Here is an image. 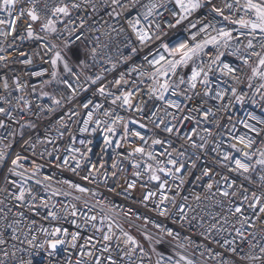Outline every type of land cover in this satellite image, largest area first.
Masks as SVG:
<instances>
[{"label": "built area", "instance_id": "2783aa9c", "mask_svg": "<svg viewBox=\"0 0 264 264\" xmlns=\"http://www.w3.org/2000/svg\"><path fill=\"white\" fill-rule=\"evenodd\" d=\"M121 2L129 6L126 9H117L121 15L116 19L108 15L111 8L107 6L106 0H91V3L97 5L95 11L89 3H84L79 10L73 11V19L77 17L85 19L88 27L84 31L88 35V40L77 42L73 38L74 46L67 51L65 57L72 69L71 73L64 71L62 62L58 63L55 69L50 64L53 53L48 51V47L56 44L58 48L55 50H62L63 41L67 37V32L63 31V23L57 24L59 29L57 33L47 34L40 29L39 23L34 24L35 33L43 37L42 40L21 39L22 35L26 36L22 31H18L15 39L11 35L7 38L0 36V48L4 49L0 51V56L5 57L4 61H0V77H7L11 86V95L8 97L10 103L0 102V107L11 109L13 118L19 121L12 123L0 114V119H4L9 125L7 129H0V138H2L0 150H4V145L11 144V147L6 149L5 161L0 162V201H3L0 203V209H3L0 211V232L6 234L8 241L6 245H0V260H5L3 250L6 249L9 256L5 264H24L30 259L33 264H49L46 252L50 250L46 246L37 250L35 246L43 244L48 239H54L41 229H47V232L51 233L54 228L60 227L66 229L68 235L60 234V238L64 239L65 243L57 247L55 254L50 258L51 262L76 264V261L81 259L79 245L85 244L86 237H93V243L97 248L101 246L97 242L102 238L101 232L107 231L108 221L104 218L108 217L113 223V233L118 237L110 243L111 254L118 264H141V261L143 264H156L161 255L165 261L169 255L173 260L178 259L179 255H185L194 260L195 264H218L220 258L209 256L205 249H210L213 254L221 253L222 258L228 260L229 264L232 262L252 264L243 257L249 254V241L256 245L252 249L256 254H259V248L264 246V221L257 222L253 228H246L243 237H236L234 229L240 227V224L227 212L228 198L221 197L217 188L223 190L226 187L221 177L227 176V183L234 181L236 185L230 191H236L242 185L249 189V195L252 191H257L259 194L261 172L257 169L250 174L249 180H245L239 173L222 167L221 164L226 162H222L219 153L213 149L219 146L220 153L227 151L239 157L240 154L234 152L230 145L236 142L233 137L241 135L256 140L251 151L264 149L262 143L264 132L257 136L255 132L244 127V123H247L255 126L258 131L264 130V97L255 91L260 82L254 81L253 87L249 88L250 69H244L236 56L228 55L227 50L222 48L221 51L226 53L222 61L238 69L236 75L240 77L239 82L233 81L230 76L221 75L217 70L214 74H210L213 91L209 97L196 96L193 91L185 94L187 89L185 83L175 89L176 95L172 94L173 89L170 88L164 94L163 101L156 99L150 95L153 81L149 76L153 68L145 61V57L152 58L150 53L156 51L159 42L150 40L141 44L127 23L137 13L145 11L141 5L148 4L149 0H139V3L137 0H121ZM215 2L220 3V0ZM37 10L39 11V8ZM0 18L8 17L6 13H0ZM198 18L207 23L212 20V15H209L208 9L204 8L189 19L195 22ZM26 23L25 20L20 21L21 30ZM187 23L173 30L176 35L180 37L187 35L183 31ZM145 26L147 27V24ZM2 27L0 26V29ZM244 43L246 39L241 38L240 46L242 47ZM93 48L96 49L95 56L92 55ZM133 48L136 49L135 53L132 52ZM256 51H260L259 47ZM21 52L27 55L21 56ZM206 52L207 55L201 58L205 63L215 50L209 48ZM25 59H31L32 63H22ZM80 61H83V64ZM200 62L201 60L198 59L197 63ZM53 71L57 73L55 79L52 78ZM37 72L42 75H34ZM121 74L129 83L116 86L115 81ZM180 74L186 79L190 74V67L181 68ZM97 76L101 79L96 84H91L89 78L95 79ZM14 77H19L22 83H27L23 93L15 91L17 85L12 83ZM172 80L178 82L179 76L172 77ZM101 85L106 88V94L103 96L97 92ZM230 87H236L237 94L244 96L243 102H236L234 98L229 102L231 97L229 90L223 101L227 107L217 111L220 102L211 97L215 95L217 89L226 90ZM122 90L133 91L132 108L122 107L120 101L116 104L112 103L115 95H119ZM203 91L201 85L195 90L199 93ZM0 95H7L2 87V81H0ZM186 95L193 96L192 102H188ZM20 96H23V100H20L17 106V98ZM53 98L60 103L53 104ZM90 101L89 107L85 108L84 104ZM172 101L181 102L182 110L185 107L201 106L202 111L212 108L216 115L210 117L208 122L201 121L199 125L192 121L177 123L176 119H173V114L179 117L182 113L168 107V103ZM25 103L28 104L27 108ZM96 104L102 107L94 110ZM138 108L142 110L138 111ZM106 111L107 116L104 115ZM89 112L93 115L86 126L84 122L89 119ZM153 113L156 115L153 116ZM117 118H120L119 122L113 124ZM132 120L145 124L146 128L141 129L139 123L133 124ZM161 120L164 123H161ZM96 121L100 123L97 124ZM125 123L128 125L127 138H125ZM217 123L219 127L216 126ZM20 124H30L33 127L21 128ZM172 125H175L178 131L171 134L164 131L165 127ZM85 127L87 130L81 132ZM109 127L114 128V132H108L106 129ZM193 128L197 130L195 133L192 132ZM204 128L210 129L212 135L207 137L208 142L203 150L193 149L185 137L191 135L192 140L199 144L201 143L199 137L204 135L202 131ZM13 130L14 134L10 135ZM134 131L140 132L144 140L134 136L132 134ZM105 137H108L112 143H106ZM154 139H160L164 143L153 145ZM25 140L29 141L27 145L24 143ZM137 146L144 147L145 152H152L158 160L166 159L161 153L172 152L173 158L182 159L186 164L182 186H177L179 180L161 174L162 180H166L168 184L167 194L175 198V205L172 202L166 205L169 210L167 216H160L156 208L160 200L159 194L148 202H143L145 192L157 191L158 184L149 182L147 174L142 178L133 176L134 171L143 172L146 163L154 164V161L140 154L129 157L128 153ZM238 146L242 147V145ZM69 149L80 151L74 153ZM178 152H183L185 155L182 158L178 157ZM17 153L27 158L21 162L23 168L19 171L26 170V176L30 177L23 180L24 186L30 190L26 193V200L23 203L8 197L10 192L17 191L10 182L15 181L16 184L22 182L21 177L12 176L7 172L11 159ZM73 155L81 165L75 171H72L75 168V161L71 159ZM65 158L69 159L68 166L63 165ZM193 162L196 167L189 169L187 166ZM133 163H139L140 169H134ZM33 164L39 169L35 171V175H32ZM204 168L211 170L209 176H202ZM85 176L89 179L85 180ZM197 177L200 179L198 180ZM37 180L40 181L39 184L36 183ZM132 180H136V187L125 191L126 181ZM208 183L214 184L211 192L206 188ZM69 184L80 185L88 191L81 193ZM196 196L201 199L197 201ZM217 201H222L223 206H217ZM181 204L194 209L193 211L185 207V219L180 218L181 214L177 207ZM73 210L76 211V216L71 215ZM49 212L54 213L58 219H52L48 215ZM88 216H96L97 219L86 224L84 221ZM225 217L229 220L227 224L224 223ZM17 220L18 225L14 223ZM93 223L101 230L100 232L92 226ZM6 224H13L17 229L18 239H11L12 229H6ZM77 224L80 225L79 228ZM157 225L171 229L173 236H167L166 232H162L161 227ZM212 225H215V228ZM121 230L137 241L146 253L144 256H141L140 248L132 249L130 245H125V237ZM73 232L80 233L75 242L77 247H72ZM33 236L36 237L35 241H32ZM146 236L152 239H146ZM225 238L234 241L232 246L237 249L236 254L230 253L227 246H220ZM157 240L163 242L156 243ZM29 241H32V244H29ZM91 250L90 247L85 248L86 252ZM130 250L132 255L129 257L125 253ZM37 251L39 255H36ZM13 252L15 256L12 255ZM104 255L107 256L108 253ZM83 259L90 258L85 256Z\"/></svg>", "mask_w": 264, "mask_h": 264}, {"label": "snow or ice", "instance_id": "6c2138e0", "mask_svg": "<svg viewBox=\"0 0 264 264\" xmlns=\"http://www.w3.org/2000/svg\"><path fill=\"white\" fill-rule=\"evenodd\" d=\"M84 3H89L91 8L95 11L97 5L91 3V0H0V13H6L7 19L0 18V26H3L0 29V36L7 38L9 35L13 36V39L16 38L18 31H22L26 33V36H21V39H39L42 40L43 37L37 36L35 33L34 24L39 23L40 29L47 33H57L59 31L57 24L63 23V31L67 32V37H65L63 41V49L55 50L58 48V45L52 44L48 47V51L52 52L50 64L53 69H55L58 63L62 62L64 71L71 73L72 69L69 66L67 61L66 53L70 50L73 45V38L75 41H87L88 35L85 33L84 29L88 27L86 21L82 17H77V19H73L72 14L74 10H79ZM107 6L111 8V12L108 13L110 17L116 19L120 17L121 13L117 11V9H126L129 5L124 4L121 0H106ZM139 3V0H137ZM27 5H31L30 7ZM171 5V6H169ZM142 8L145 9L143 13H137V15L129 19L127 21L129 29L134 33L141 44H145L147 41H157L159 42V46L155 52L150 53L152 57L149 59L145 57V61L152 66L153 71L150 73L149 79L153 81V85L150 88V95L154 96L156 99L163 101L165 99V93L169 91V89H173L172 94L176 95L175 89L180 85L187 84V89H185V94L188 91H193L196 96L209 97L210 93H212V81L210 80V74H214L217 70H219L220 74L223 76H230L233 81L239 82L240 77L236 75L238 69L234 68L231 64L225 63L222 61V57L226 54L225 51H221V49L227 50L228 55L236 56L244 69H250V75L248 76V86L249 88L253 87L254 81H259V86L256 87L255 91L260 93L262 97H264V0H220V3L215 2V0H149L148 4H142ZM39 8V11L37 10ZM207 8L208 14L212 15V20H209L207 23L204 22L203 19H196L195 22H192L189 18L193 17L195 13L198 11ZM162 9V11H161ZM15 17V18H13ZM142 17V18H141ZM152 18L151 20L149 18ZM219 19H216V18ZM25 20L27 23L24 28L21 30L20 21ZM66 21V22H65ZM79 21V22H77ZM187 23V27L183 29L186 36L180 37L176 35L173 31L183 24ZM147 24V27L145 26ZM154 28V31H153ZM195 30V31H193ZM123 31V29H121ZM234 33L236 35H234ZM241 38L246 39V43L243 46H240ZM235 42V43H234ZM259 47L260 51H256V48ZM214 49L215 52L213 55L209 56L208 61L205 63L201 58L204 55H207V49ZM55 50V51H54ZM0 51H4V49L0 48ZM132 52L135 53L136 49L133 48ZM21 56H26V53L21 52ZM92 55H96V49H92ZM201 60L200 63H197V60ZM5 57L0 56V61H4ZM24 64H31V59H25L22 61ZM83 64V61H80ZM190 67V74L187 75L185 79L184 75L180 74L181 68ZM56 72H52V78L55 79ZM34 75L40 76L42 73H34ZM179 76L178 82L173 81L172 77ZM90 79L91 84H96L101 77L97 76L95 79ZM0 81H2V87L7 95H0V102L5 104H9L10 101L8 97L11 95V86L9 84L7 77H0ZM12 83L17 85L15 91L23 93L24 89L27 87L26 82H21L19 77H14L12 79ZM65 84H68L67 81H64ZM129 81L124 79V75L121 74L120 78L115 81L116 86H120L122 84H128ZM201 85L204 88L202 93L195 92L197 86ZM69 87L71 85L69 84ZM230 90L231 97L229 98V102L231 99H235L236 102H243L244 96L237 94L236 87H230V89L215 91V95L211 98L219 101L220 104L217 107V111H220L223 108H226L227 105L223 103L225 98L227 97V93ZM97 92L103 96L106 94V88L101 85ZM46 95V93H45ZM107 95H113L112 93H107ZM133 91L132 90H122L119 95H115L112 100L113 104H116L117 101L121 102V106H127L132 108L133 101ZM186 99L188 102H192L193 96L186 95ZM18 104L19 101L23 100V96L17 98ZM53 104H59L60 101L56 99H52ZM89 103L84 104L85 108L89 107ZM28 107V104L25 103V108ZM102 105L96 104L94 106V110L101 108ZM168 107L175 108L177 112H181V116L176 117L173 114V119H176L177 123H184L188 121L195 122L197 125L203 122H208L210 117H214L216 112L213 111L212 108H207L202 111L201 106H195L192 108L181 109V102L172 101L168 103ZM142 110V109H137ZM23 111V109H21ZM186 113V114H184ZM0 114L4 117H7L12 123H19V121L15 120L12 116V110L5 107H0ZM92 112L88 113V120H85V125L89 123V120L92 119ZM105 116L108 115L106 111L104 113ZM156 114L153 113V116ZM120 118L113 121V124L118 123ZM97 124L100 121H96ZM131 123L138 124L139 122L136 120H132ZM161 123H164L161 120ZM243 123V122H242ZM219 127V124L216 125ZM9 125L5 123L4 119H0V129H7ZM21 128L24 127H33V125L20 124ZM139 127L141 129L146 128L145 124L139 123ZM159 127V125H157ZM244 127L248 128L249 131L255 132L257 136L261 135L264 130H257L255 126L244 123ZM125 138H127L128 134V125L125 123ZM87 130V127L82 128L81 132ZM108 132H114V128L109 127L106 129ZM164 131L171 134L174 131H178L175 125L168 126L164 128ZM196 128L192 129V132L195 133ZM204 135L199 137L201 143L197 144L194 140H192L191 135L185 137L191 143V147L193 149H201L203 150L207 144V137L211 136V130L208 128L202 129ZM10 135L14 134V130ZM134 136L139 138L140 140H144V137L140 132L134 131L132 133ZM233 139L236 141L231 144V149L239 153L240 156L236 157L231 155L229 152L224 151L222 153L219 152V146L213 151H217L221 157L222 163L221 166L229 169L232 172H237L244 177L245 180H249L250 174L260 170L261 174L259 175V180L261 184L259 187V194L257 191H252L249 195V189L243 187L242 185L237 188L236 191H230V189L236 187L235 182L227 183L228 177L222 176L221 179L225 182L226 187L221 190L217 188V192L221 197L228 198L227 212L231 215L232 218L236 220L237 223L240 224V227L234 229L236 237H243L246 228H253L255 224L259 221H264V149H258L256 151H251L254 148L256 140L250 136H235ZM106 143H112L105 137ZM0 142H2V138H0ZM25 145L29 143V141H24ZM81 143H84L81 141ZM147 143V141H145ZM164 141L160 139L152 140L153 145L163 144ZM264 143V142H262ZM238 145H242L239 147ZM117 146H119V142H117ZM11 144L4 145V150H0V162L5 161L6 159V149L10 148ZM247 149V151H246ZM70 152L78 153L79 149H69ZM175 151V150H174ZM134 154H140L141 156H146L148 160L154 161L153 163H146L143 168V172L134 171L133 176L136 178H142L145 174H147V179L149 182H156L158 184L157 191L148 190L143 195V202H148L152 198L156 197L158 194L160 196L159 202L156 204V208L159 210L160 216L168 215V208L166 207L168 202H172L175 205V198L170 197L167 194V181L162 180L161 174L164 177H170L174 180H179V186H182L184 183V170L186 168V164L182 161V159L173 158L172 152L161 153V155L166 156L165 160H158L153 155L152 152H145V148L141 146L135 147L132 152H129L128 155L131 157ZM185 154L183 152H178V157H183ZM26 157L21 156L19 153L15 155L14 158L10 161V167L7 169V172L12 176L21 177L22 182L20 184H16L15 181H11L17 191L10 192L8 197L14 199L18 202H25L26 193H29L30 190L24 186L23 180L30 178L26 176L25 171H19V169L23 168L22 161L26 160ZM72 160L75 161V168L72 171H75L76 168H79L80 161L76 159L73 155L71 157ZM254 161V162H253ZM63 165H69V159L65 158L63 160ZM134 169H140L139 163H133ZM115 167V164L113 165ZM190 168H195L196 164L193 162L191 165L187 166ZM34 172L32 175H35V171L39 169L33 164ZM210 169L204 168L202 171V176H209ZM91 173V170H90ZM190 174V171H189ZM247 174V175H246ZM115 176V173H113ZM85 180H88L89 177L85 176ZM199 180L200 177H197ZM5 180L7 181V175L5 176ZM37 184L40 183L39 180L36 181ZM66 183H68L66 181ZM127 190L134 189L136 187V180H132L131 182L126 181ZM70 187L75 188L77 191L81 193H85L88 189L76 185L69 184ZM214 184L208 183L206 188L209 192L213 189ZM187 199V198H185ZM195 199L199 201L201 198L196 196ZM3 203V201H0ZM217 206H223L222 201H217ZM179 213L181 214L180 218L185 219L184 215L185 207H189L186 204L178 205ZM193 210L194 209H191ZM3 211V209H0ZM9 211H11L9 209ZM48 215L52 217V219H58V217L49 212ZM72 216H76V211L73 210L71 213ZM6 219V217H4ZM96 216H88L85 219V223H90L96 221ZM108 221L107 231L101 232V240L98 241L101 246L99 248L96 247V244L93 243V237L89 236L85 239V244L79 245L81 250V259L76 261V264H118V261L112 256V249L110 248L111 241L118 237H115L113 233V223L110 218L105 217ZM229 222L228 217L224 218V223L227 224ZM16 225L19 224V221L14 222ZM77 228L80 227L79 224L76 225ZM97 232L101 230L96 227L93 223L92 225ZM157 227H161L157 225ZM215 228V225H212ZM6 229H12L11 239H18L16 235L17 229L13 227V224H6ZM41 231L45 232L50 237L54 239H48L43 244L36 245L37 250L44 249L45 246L48 250L46 252L47 257L49 258V264H52L51 257L55 254L57 247L59 245H63L65 243L64 239L60 238V234L63 233L64 236L68 235L66 229H62L60 227L54 228L51 233L47 232V229H41ZM162 232H166L167 236H173V231L171 229H164L161 227ZM123 236L125 237V245H130L132 249L140 248L141 256H144L146 253L143 248H141L137 241L129 235L127 232H123L121 230ZM178 235V234H177ZM72 236V247H77L75 243L80 236L79 232H73ZM146 239H152L150 236H146ZM36 237H32V241H35ZM32 241H29V244H32ZM6 234L0 232V245L7 244ZM162 240H157L156 243H162ZM234 241H229L227 238L223 240L220 244L221 247H228V250L232 254L237 253V249L233 247ZM219 243V242H218ZM250 250L249 254L245 255L243 259L251 261L252 264H264V246L259 248V254H256L252 251L256 247L255 244H252L249 241ZM86 247H90L91 251H85ZM153 251H155L153 249ZM208 252L209 256L213 258H220L218 260V264H229L228 260L222 258L221 253H212L210 249H205ZM99 252V255L96 253ZM108 253L107 256L104 254ZM15 256V252L12 253ZM36 255H39V251L36 252ZM125 255L129 257L132 255V251H127ZM3 256L5 260H0V264H5L6 258L9 256V252L4 249ZM89 257V260L83 259V257ZM24 264H33V261L30 259ZM141 264L143 262L141 261ZM156 264H195V261L188 258L185 255H179L178 259L173 260L171 255L167 256L166 261L165 258L161 255L160 258L156 261ZM235 264V262H232Z\"/></svg>", "mask_w": 264, "mask_h": 264}]
</instances>
